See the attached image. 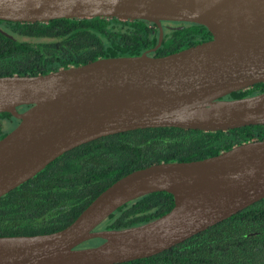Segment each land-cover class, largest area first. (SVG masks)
Listing matches in <instances>:
<instances>
[{
  "label": "water",
  "instance_id": "obj_1",
  "mask_svg": "<svg viewBox=\"0 0 264 264\" xmlns=\"http://www.w3.org/2000/svg\"><path fill=\"white\" fill-rule=\"evenodd\" d=\"M93 17L203 25L212 38L153 57L98 58L44 74L0 76V113L18 124L0 139V196L62 153L102 136L151 127L227 131L264 125V0H0V20ZM30 104L20 111L22 105ZM165 191L173 206L146 223L95 229L117 208ZM264 198V139L192 161L160 162L108 186L65 228L0 236V264H115L148 257ZM105 240L78 248L94 239Z\"/></svg>",
  "mask_w": 264,
  "mask_h": 264
},
{
  "label": "trees",
  "instance_id": "obj_2",
  "mask_svg": "<svg viewBox=\"0 0 264 264\" xmlns=\"http://www.w3.org/2000/svg\"><path fill=\"white\" fill-rule=\"evenodd\" d=\"M146 20L93 17L49 22L0 20V76L44 74L98 58L159 57L193 46L190 29L158 32ZM155 48V49H153ZM264 92V82L225 96ZM30 104L18 109L25 110ZM19 120L0 113V139ZM264 139V125L227 131L178 127L140 128L99 137L49 162L35 175L0 196V236L51 233L68 226L103 190L122 176L160 162L192 161L219 154L249 140ZM173 196L157 191L117 208L95 229H123L168 212ZM104 238L78 248L96 246ZM115 264H264V198L157 254Z\"/></svg>",
  "mask_w": 264,
  "mask_h": 264
},
{
  "label": "flooded vegetation",
  "instance_id": "obj_3",
  "mask_svg": "<svg viewBox=\"0 0 264 264\" xmlns=\"http://www.w3.org/2000/svg\"><path fill=\"white\" fill-rule=\"evenodd\" d=\"M148 26L153 29V33L158 32L159 30L157 26L151 22H149ZM162 32H167L168 30H183L188 28L191 30L193 34V38L200 39L199 43L208 41L212 38L211 33L207 30V28L203 25L194 22H183V21H161ZM198 44V43H196ZM195 44V45H196ZM190 47L189 45L182 47L180 50ZM155 49V48H153ZM228 98V97H224Z\"/></svg>",
  "mask_w": 264,
  "mask_h": 264
}]
</instances>
